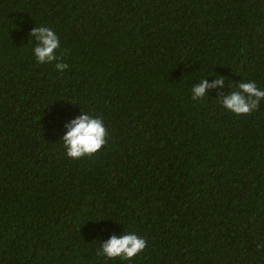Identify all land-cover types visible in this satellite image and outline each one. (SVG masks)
I'll use <instances>...</instances> for the list:
<instances>
[{"label":"trees","instance_id":"1","mask_svg":"<svg viewBox=\"0 0 264 264\" xmlns=\"http://www.w3.org/2000/svg\"><path fill=\"white\" fill-rule=\"evenodd\" d=\"M242 80L264 89V0H0V264H264V100L219 103ZM83 111L106 143L71 159ZM124 231L146 248L97 256Z\"/></svg>","mask_w":264,"mask_h":264},{"label":"clouds","instance_id":"2","mask_svg":"<svg viewBox=\"0 0 264 264\" xmlns=\"http://www.w3.org/2000/svg\"><path fill=\"white\" fill-rule=\"evenodd\" d=\"M32 38L36 41L33 48V55L40 64L55 61L54 67L58 72L67 69L68 64L61 62L57 50L61 47L60 39L56 32L46 26H39L32 29ZM223 78L209 84L204 78L199 85L190 89L192 99L205 97V90L208 87H215L222 84ZM261 100H264V89L258 88L254 81H241L236 89L219 99L221 106L237 115L248 114L256 109ZM67 131L61 138L65 154L71 159H78L83 156H90L96 153L106 143L107 130L101 118L83 111V113L66 125ZM146 240L135 232H123L120 235H112L106 241L100 243L97 256H103L108 260L119 258L127 261L134 258L146 248Z\"/></svg>","mask_w":264,"mask_h":264}]
</instances>
